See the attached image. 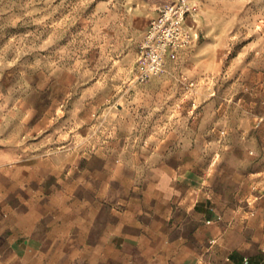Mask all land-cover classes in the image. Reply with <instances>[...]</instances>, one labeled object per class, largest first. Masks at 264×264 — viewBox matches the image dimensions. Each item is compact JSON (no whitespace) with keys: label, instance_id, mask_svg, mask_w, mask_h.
Returning a JSON list of instances; mask_svg holds the SVG:
<instances>
[{"label":"rangeland","instance_id":"1","mask_svg":"<svg viewBox=\"0 0 264 264\" xmlns=\"http://www.w3.org/2000/svg\"><path fill=\"white\" fill-rule=\"evenodd\" d=\"M177 1L0 0L1 83L15 98L20 141L34 152L31 181L2 205L32 217L36 235L58 222L68 228L77 211H94L103 223L108 190L117 179L135 178L118 167L119 151L130 142L137 151L154 149L142 136L159 124L147 116L170 110L190 117L194 135L187 148L162 140L172 146L165 161L186 157L227 181L235 169L240 181L249 172L264 181V0H198L209 23L190 15L199 36L140 81L139 46L150 17ZM169 70L170 88L182 99L177 108L127 100L135 86ZM125 116L138 121L131 134L120 129ZM261 196L243 197L242 210L253 215Z\"/></svg>","mask_w":264,"mask_h":264},{"label":"crops","instance_id":"2","mask_svg":"<svg viewBox=\"0 0 264 264\" xmlns=\"http://www.w3.org/2000/svg\"><path fill=\"white\" fill-rule=\"evenodd\" d=\"M133 62L130 56L125 63ZM172 75L169 70L135 86L134 99L127 100L177 108L182 99L170 88ZM9 92L0 78V264H264V181H253L251 172L248 181H240L239 169L227 181L215 176L213 168L199 171L186 157L165 161L164 150L172 146H163L162 140H181L187 148L194 135L190 117L172 110L147 116L159 124L142 136L154 149L137 151L130 142L119 151L118 167L134 172L135 178L128 184L117 179L108 190L111 205L103 223L94 211L84 216L77 211L68 228L58 222L57 229L36 235L32 217L10 213L2 205L28 185L34 169V152L20 141L24 133L18 131L15 98ZM127 119H121L125 125L120 129L131 134L138 121ZM254 192L262 196L251 215L240 202Z\"/></svg>","mask_w":264,"mask_h":264},{"label":"built area","instance_id":"3","mask_svg":"<svg viewBox=\"0 0 264 264\" xmlns=\"http://www.w3.org/2000/svg\"><path fill=\"white\" fill-rule=\"evenodd\" d=\"M195 16L187 0H179L159 8L139 46L138 79L149 81L164 70L166 58L188 46L199 36L189 16Z\"/></svg>","mask_w":264,"mask_h":264},{"label":"bare ground","instance_id":"4","mask_svg":"<svg viewBox=\"0 0 264 264\" xmlns=\"http://www.w3.org/2000/svg\"><path fill=\"white\" fill-rule=\"evenodd\" d=\"M189 2L193 4V8H194L193 14H194L196 20L199 21L200 23L201 22L205 23L206 21H208V23H209V21H210L209 16L210 15L209 16L207 15L209 13L204 11V9L202 8V5L198 2V0H189ZM209 11L211 12V10H209ZM143 20H145V18Z\"/></svg>","mask_w":264,"mask_h":264}]
</instances>
